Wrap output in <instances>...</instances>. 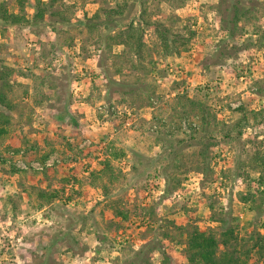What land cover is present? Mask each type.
<instances>
[{"label":"rangeland","instance_id":"obj_1","mask_svg":"<svg viewBox=\"0 0 264 264\" xmlns=\"http://www.w3.org/2000/svg\"><path fill=\"white\" fill-rule=\"evenodd\" d=\"M231 1L57 0L36 26L0 0L31 22L0 20V264H201L200 231L264 264V0L217 49Z\"/></svg>","mask_w":264,"mask_h":264},{"label":"trees","instance_id":"obj_2","mask_svg":"<svg viewBox=\"0 0 264 264\" xmlns=\"http://www.w3.org/2000/svg\"><path fill=\"white\" fill-rule=\"evenodd\" d=\"M33 8L35 10V14L32 19L33 25H38L40 22H43L47 19L49 22H52L53 18H55V13L52 12L54 8V3L57 0H48L47 2H42L41 0H34ZM22 3V2H21ZM231 5L226 8V12L223 13L222 16V25L223 31L225 33L224 38L217 46L219 49L222 44H229L234 41L236 30L239 25V22L242 18H244V12H242L241 7L244 4V0H232ZM0 20L5 22L6 24H11L14 26H22L23 24H31L30 21L25 19L20 15L11 14L4 7L0 6ZM168 38V37H167ZM166 38V39H167ZM11 75V70L7 67H0V109H9L11 108V104L7 102L6 96L4 95V90L9 87V77ZM60 120V119H59ZM1 122V121H0ZM5 134V130L0 128V137ZM264 183H261L262 186ZM225 234L226 239H230L229 233ZM218 242L210 236H207L205 232H195V234L191 237L189 243V249L192 253L191 261L195 263L201 264H219L216 263V250H217ZM150 248L151 251H160V249H156V247H150L148 245L146 248ZM161 253L166 257V253L161 251ZM168 258V257H166ZM240 264L238 260H230L227 259L226 262L222 264Z\"/></svg>","mask_w":264,"mask_h":264}]
</instances>
